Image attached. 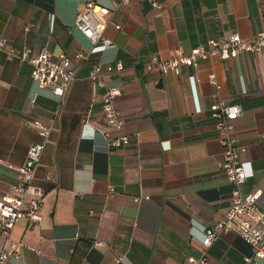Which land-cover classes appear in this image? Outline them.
<instances>
[{"label":"crops","instance_id":"crops-1","mask_svg":"<svg viewBox=\"0 0 264 264\" xmlns=\"http://www.w3.org/2000/svg\"><path fill=\"white\" fill-rule=\"evenodd\" d=\"M85 1L0 0L6 45L72 60L86 54L58 99L38 90L28 63L0 50V198L11 194L26 149L40 141L30 122L51 126L34 175L44 188L41 219L14 224L10 237L23 246L7 264H184L200 254L202 228L223 215L232 189L217 166L222 154L209 116L213 102L240 107L230 131L245 147L239 190H258L264 207V47L234 59L196 58L194 66L164 75L144 65L152 54L187 53L220 33L252 38L264 29V0H160L161 10L143 0H89L104 15L103 35L112 42L95 53L73 24ZM116 61L121 69L102 79L121 89L113 106L123 125L111 135L128 143L108 149L99 133L107 129L102 87L88 71ZM210 72L217 90L207 82ZM250 253L225 232L207 248L205 264H238Z\"/></svg>","mask_w":264,"mask_h":264},{"label":"built area","instance_id":"built-area-1","mask_svg":"<svg viewBox=\"0 0 264 264\" xmlns=\"http://www.w3.org/2000/svg\"><path fill=\"white\" fill-rule=\"evenodd\" d=\"M143 1L151 9L161 10L162 8L160 0ZM121 2L126 3L127 0H121ZM94 7L91 1H85L73 19V24L89 41L88 52L90 53L99 52L112 45L111 40L103 35L106 23L104 15L95 13ZM260 7H264V1L260 2ZM118 27V25L114 26L115 29ZM263 47L264 29L257 30L252 38L247 40L242 39L236 32L227 35L220 33L207 39L204 45L191 47L187 53L178 50L167 59L152 54L144 68L147 71H157L164 75L176 70L179 66H194L196 58L205 59L215 56L220 60L234 59L240 54H257ZM0 50L5 52L8 60L16 58L28 63L30 78L38 90L46 88L58 99L66 93L74 79L76 69L86 58V54L79 52L73 55L72 60L63 53L52 56L45 49L34 51L27 46L15 49L6 45L2 38L0 39ZM120 69L121 63L116 61L113 67L106 64L101 69L99 64H95L88 71V79L94 85L102 87L100 107L102 120L107 129L99 133L108 149L128 143L124 135H111V131L119 130L123 125L119 112L113 106L115 98L121 94V89L118 85L105 84L102 79L104 73ZM188 79H191V76ZM206 79L215 90L219 88L213 73H208ZM208 110L210 118L219 131L218 141L222 158L217 166L225 179L232 184V189L223 215L202 228L199 239L200 254L197 257H187L184 264H205L207 248L225 232L233 233L251 249V253L242 256L238 264H258L259 260L264 259V207L258 204L260 194L258 190L246 194H242L239 190V185L245 179L244 160L242 159L245 147L238 144L236 137L230 133L231 123L239 116L241 110L237 104H225L221 101L210 104ZM30 123L35 127L40 141L31 144L26 149L23 164L15 168L18 178L11 188V194L0 198V237L2 238L0 264H7L9 258L17 259L20 256L23 244L10 237L14 224L18 220L39 222L41 219L40 203L44 188L34 182V175L51 126L42 124L38 120H32ZM45 179H48V176H45ZM143 199H148V196H143ZM133 200L138 201L139 197H133Z\"/></svg>","mask_w":264,"mask_h":264},{"label":"bare ground","instance_id":"bare-ground-1","mask_svg":"<svg viewBox=\"0 0 264 264\" xmlns=\"http://www.w3.org/2000/svg\"><path fill=\"white\" fill-rule=\"evenodd\" d=\"M94 11H95V13H97V14H102L98 9H97V7H94Z\"/></svg>","mask_w":264,"mask_h":264}]
</instances>
